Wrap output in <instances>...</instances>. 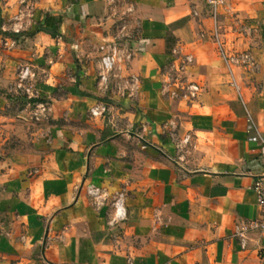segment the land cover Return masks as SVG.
<instances>
[{"label": "crops", "instance_id": "crops-1", "mask_svg": "<svg viewBox=\"0 0 264 264\" xmlns=\"http://www.w3.org/2000/svg\"><path fill=\"white\" fill-rule=\"evenodd\" d=\"M33 1L16 34L0 0V264H264V0Z\"/></svg>", "mask_w": 264, "mask_h": 264}, {"label": "built area", "instance_id": "built-area-1", "mask_svg": "<svg viewBox=\"0 0 264 264\" xmlns=\"http://www.w3.org/2000/svg\"><path fill=\"white\" fill-rule=\"evenodd\" d=\"M227 0H208V6L211 10L214 18H217L219 8L225 4ZM5 3V0H4ZM35 11V4L33 0H18V6L16 12L12 15L8 22V30L12 33H22L27 30L28 23L32 19ZM118 42H112L106 47L102 48V51H107L102 57V66L99 74V84L106 85L109 81L110 74L114 70L115 61L118 53ZM31 71L29 68H24L19 74L18 88L29 93L26 88L27 82L31 77ZM191 91L194 97L200 92L198 86H192ZM32 121L34 123H40L47 119L50 113L49 102L39 101L32 104ZM108 112L107 104L99 103L90 110V115L93 118L103 117ZM255 191L258 194V203L261 208V217L253 223V227L259 229L264 233V175L261 176L255 183ZM115 207L118 212V219L124 220L126 211L123 207L122 199H118L115 202Z\"/></svg>", "mask_w": 264, "mask_h": 264}, {"label": "rangeland", "instance_id": "rangeland-1", "mask_svg": "<svg viewBox=\"0 0 264 264\" xmlns=\"http://www.w3.org/2000/svg\"><path fill=\"white\" fill-rule=\"evenodd\" d=\"M32 110H33V108H32Z\"/></svg>", "mask_w": 264, "mask_h": 264}]
</instances>
